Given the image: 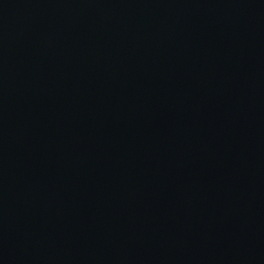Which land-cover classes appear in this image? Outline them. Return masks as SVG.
Segmentation results:
<instances>
[{
  "label": "water",
  "instance_id": "water-1",
  "mask_svg": "<svg viewBox=\"0 0 264 264\" xmlns=\"http://www.w3.org/2000/svg\"><path fill=\"white\" fill-rule=\"evenodd\" d=\"M0 264H264V0H0Z\"/></svg>",
  "mask_w": 264,
  "mask_h": 264
}]
</instances>
